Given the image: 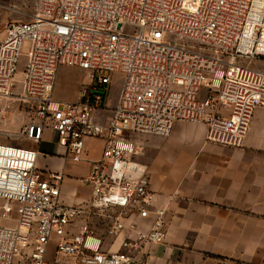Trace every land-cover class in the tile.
Segmentation results:
<instances>
[{"label": "built area", "instance_id": "2783aa9c", "mask_svg": "<svg viewBox=\"0 0 264 264\" xmlns=\"http://www.w3.org/2000/svg\"><path fill=\"white\" fill-rule=\"evenodd\" d=\"M246 60H264V0H36L31 19L9 23L0 39V136L39 144L51 131L75 163L84 161L87 139L105 147L87 178L91 199L68 207L63 174L40 171L36 150L0 143V264H51L53 236L54 264H129L127 252H102L88 225L67 238L77 219L117 208L152 220L124 249L164 243L166 209L155 206L148 168L128 135L169 138L176 123L205 124L208 142L242 148L264 109V71ZM62 67L87 73L82 101L55 99ZM115 75L120 93L103 125L95 114ZM11 103L31 113L16 136L5 129ZM125 227L114 217L108 234Z\"/></svg>", "mask_w": 264, "mask_h": 264}, {"label": "crops", "instance_id": "0c3cea01", "mask_svg": "<svg viewBox=\"0 0 264 264\" xmlns=\"http://www.w3.org/2000/svg\"><path fill=\"white\" fill-rule=\"evenodd\" d=\"M66 71L89 79L80 69L63 67L57 80ZM90 86L89 79L74 102L85 99ZM119 93L109 96L105 109L95 114L96 122L107 124ZM22 146L38 151L40 171L64 175L60 194L63 205L76 207L89 202L92 188L87 178L93 163L102 158L104 139H87L80 163L72 161L51 131L39 144L27 141ZM145 151L148 158L139 155L137 161L148 168L150 188L157 197L155 206L166 209V241L124 249V243L133 244L138 233L151 230L152 220L119 208L107 211L106 216L77 219L67 228V238L80 234L88 225L101 241L102 252H127L129 264H264V109L256 111L240 149L208 142L205 124L181 122L175 124L169 138L157 139ZM114 217L126 226L117 236L108 234ZM59 241L53 236L48 246L51 264L57 259Z\"/></svg>", "mask_w": 264, "mask_h": 264}, {"label": "rangeland", "instance_id": "374dc122", "mask_svg": "<svg viewBox=\"0 0 264 264\" xmlns=\"http://www.w3.org/2000/svg\"><path fill=\"white\" fill-rule=\"evenodd\" d=\"M36 0H0V39L4 37L5 28L11 22H25L29 21L34 12V5ZM24 56L21 60L22 69H24L28 52V48L24 47ZM244 64L250 66L253 69L264 70L263 63L264 60H246L243 61ZM63 68V67H62ZM89 83V79H84V77L79 72H65L64 75L56 81L55 96L56 99L65 102L73 103L75 101L76 94L83 90L84 85ZM122 84V77L120 75H115L112 79L110 85L109 96H115L120 92ZM204 96L206 92H204ZM8 108L7 123L5 129L12 135H18L21 130L28 124L31 119V113L29 110L20 107L18 104L6 105ZM8 135V133H5ZM128 139L133 141L138 145L141 150L140 156L143 158H148L145 149L148 144L153 143L157 139H167L158 136L151 135H128ZM27 141L22 140L17 137L0 136V143H6L9 145L20 146ZM143 155V156H142Z\"/></svg>", "mask_w": 264, "mask_h": 264}]
</instances>
